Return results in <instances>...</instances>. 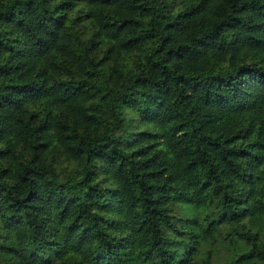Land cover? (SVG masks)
<instances>
[{
    "label": "trees",
    "instance_id": "1",
    "mask_svg": "<svg viewBox=\"0 0 264 264\" xmlns=\"http://www.w3.org/2000/svg\"><path fill=\"white\" fill-rule=\"evenodd\" d=\"M223 222L264 264V0H0V264H200Z\"/></svg>",
    "mask_w": 264,
    "mask_h": 264
},
{
    "label": "rangeland",
    "instance_id": "2",
    "mask_svg": "<svg viewBox=\"0 0 264 264\" xmlns=\"http://www.w3.org/2000/svg\"><path fill=\"white\" fill-rule=\"evenodd\" d=\"M128 114L125 115L129 118H136L134 111L128 110ZM143 124L140 121L133 120L128 127L129 128H141ZM174 213L176 216L183 215V211L180 205L174 206ZM229 223L223 222L219 223L216 229L209 236H205L202 233L194 238L195 243L193 244V252L195 253L196 260L202 264L206 259L212 264H243V263H233L232 260V250L239 245L234 242L231 238H224L222 234L229 227ZM262 230L264 228L261 226ZM196 245V249H195ZM55 264V263H54ZM198 264V263H197ZM256 264H263L261 260H256Z\"/></svg>",
    "mask_w": 264,
    "mask_h": 264
}]
</instances>
